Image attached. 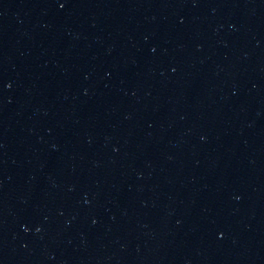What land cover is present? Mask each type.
Masks as SVG:
<instances>
[{
  "label": "water",
  "instance_id": "water-1",
  "mask_svg": "<svg viewBox=\"0 0 264 264\" xmlns=\"http://www.w3.org/2000/svg\"><path fill=\"white\" fill-rule=\"evenodd\" d=\"M0 264H264V0H0Z\"/></svg>",
  "mask_w": 264,
  "mask_h": 264
}]
</instances>
